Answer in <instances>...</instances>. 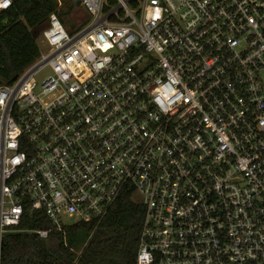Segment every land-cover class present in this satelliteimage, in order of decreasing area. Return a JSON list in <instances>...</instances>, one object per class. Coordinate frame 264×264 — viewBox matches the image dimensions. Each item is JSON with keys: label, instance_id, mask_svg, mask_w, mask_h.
<instances>
[{"label": "built area", "instance_id": "obj_1", "mask_svg": "<svg viewBox=\"0 0 264 264\" xmlns=\"http://www.w3.org/2000/svg\"><path fill=\"white\" fill-rule=\"evenodd\" d=\"M77 1L0 85V241L25 210L96 226L129 185L134 264H264V0Z\"/></svg>", "mask_w": 264, "mask_h": 264}, {"label": "trees", "instance_id": "obj_2", "mask_svg": "<svg viewBox=\"0 0 264 264\" xmlns=\"http://www.w3.org/2000/svg\"><path fill=\"white\" fill-rule=\"evenodd\" d=\"M71 3L60 10L61 22L71 31ZM56 0H15L0 12V85L12 83L40 54L37 38ZM144 220V208L125 186L106 215L95 226L76 222L63 231L50 230L40 237L35 230L51 227L43 212L25 210L20 224L1 236L0 264H134Z\"/></svg>", "mask_w": 264, "mask_h": 264}, {"label": "rangeland", "instance_id": "obj_3", "mask_svg": "<svg viewBox=\"0 0 264 264\" xmlns=\"http://www.w3.org/2000/svg\"><path fill=\"white\" fill-rule=\"evenodd\" d=\"M56 3H57V8H58V10H63V11H65V10H67V5L68 4H71V3H73V0H56ZM74 4V3H73ZM60 5V6H59ZM75 5V4H74ZM84 13H83V11L80 9V8H76L73 12H70V13H68V18L69 19H67V20H69V22L68 23H70L71 22V18L73 17V18H77V17H79V16H82ZM71 25V24H70ZM38 44H40V42H39V38H38ZM45 73H47V71L46 70H44L43 71V73L41 72V74H45Z\"/></svg>", "mask_w": 264, "mask_h": 264}, {"label": "water", "instance_id": "obj_4", "mask_svg": "<svg viewBox=\"0 0 264 264\" xmlns=\"http://www.w3.org/2000/svg\"><path fill=\"white\" fill-rule=\"evenodd\" d=\"M73 3L75 4V6L79 5V2L77 0H73Z\"/></svg>", "mask_w": 264, "mask_h": 264}]
</instances>
